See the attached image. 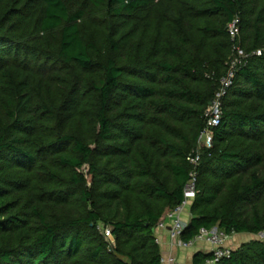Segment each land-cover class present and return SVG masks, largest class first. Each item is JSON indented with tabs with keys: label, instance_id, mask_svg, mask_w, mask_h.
Masks as SVG:
<instances>
[{
	"label": "trees",
	"instance_id": "16d2710c",
	"mask_svg": "<svg viewBox=\"0 0 264 264\" xmlns=\"http://www.w3.org/2000/svg\"><path fill=\"white\" fill-rule=\"evenodd\" d=\"M197 151L182 238L263 232L264 0H0V264H163ZM216 264H264V240Z\"/></svg>",
	"mask_w": 264,
	"mask_h": 264
},
{
	"label": "built area",
	"instance_id": "2783aa9c",
	"mask_svg": "<svg viewBox=\"0 0 264 264\" xmlns=\"http://www.w3.org/2000/svg\"><path fill=\"white\" fill-rule=\"evenodd\" d=\"M229 32L233 38L241 34V29L239 25V19L236 18L229 25ZM260 54L261 51L259 50ZM247 55L238 46H235V53L230 62L229 70L227 75L221 79L220 88L217 91L215 98L206 110L207 124L202 130L199 137V148L206 147L210 148L213 145L214 139V128L217 127L222 118L223 105L222 100L224 95L227 93L229 87L233 84L234 79V68L237 64ZM200 152H192L187 156V160L193 165V170L190 173V179L185 187V198L184 200L176 206L174 209L165 213V215L158 222L156 229L166 228L168 230L171 241L180 247L188 248L191 247L196 241H205L209 243L211 257L206 261V264H216L220 259L224 257H229L234 249L232 246L227 245V240L231 236L225 230L214 226L212 228L201 227L199 232L191 239L185 240L182 238V232L186 226L182 218V212L185 210L186 206L191 205L194 200L197 189V166L200 162ZM102 233L109 241L110 245L115 244V237L109 227L102 230ZM158 240V238L156 237ZM163 264H181L174 255H164L161 258Z\"/></svg>",
	"mask_w": 264,
	"mask_h": 264
},
{
	"label": "crops",
	"instance_id": "0c3cea01",
	"mask_svg": "<svg viewBox=\"0 0 264 264\" xmlns=\"http://www.w3.org/2000/svg\"><path fill=\"white\" fill-rule=\"evenodd\" d=\"M191 217L192 215L190 212V207L182 212V218L185 223H187ZM242 233L231 234L233 239H231L230 236L227 240V245L232 246L233 248L239 247L241 245V239L247 237V235H241ZM155 235L158 238L162 256L174 255L181 264H195V255L200 252L208 253L211 248L209 243L205 241H196L191 247L188 248L177 246L171 241L166 228L155 229Z\"/></svg>",
	"mask_w": 264,
	"mask_h": 264
},
{
	"label": "rangeland",
	"instance_id": "374dc122",
	"mask_svg": "<svg viewBox=\"0 0 264 264\" xmlns=\"http://www.w3.org/2000/svg\"><path fill=\"white\" fill-rule=\"evenodd\" d=\"M189 208V205L186 206L185 210ZM184 210V211H185ZM241 235L245 236L247 235L246 238H242L240 241V244H243L245 242H248L251 239H261L264 240V231L261 233H257V234H253V233H242ZM231 239H233V236L230 237Z\"/></svg>",
	"mask_w": 264,
	"mask_h": 264
}]
</instances>
